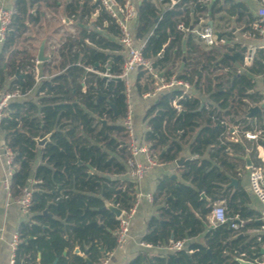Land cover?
<instances>
[{"label": "trees", "instance_id": "16d2710c", "mask_svg": "<svg viewBox=\"0 0 264 264\" xmlns=\"http://www.w3.org/2000/svg\"><path fill=\"white\" fill-rule=\"evenodd\" d=\"M63 1L68 18L75 15L82 20L99 11L95 26L109 35L79 26L80 37L70 38L59 50L61 60L55 66L59 72L40 83L38 100H12L4 110L0 128L15 154L12 197L19 198L25 186L33 188L29 218L17 229L20 243L14 264H53L55 260L56 264H88L84 255L95 264L107 258L117 247L119 220L102 207L108 201L127 210L137 192L136 183L120 178L127 171L130 157L127 130L123 123H116L126 114L125 84L122 80L107 81L86 70L99 64L97 69L105 71L108 65L113 75L121 74L125 55L119 42L120 31L97 3ZM39 3L48 8L60 5L58 0L53 4L49 0H16L11 32L0 53L1 88H19L25 93L35 84L32 69L27 68H32L30 60L35 56L15 47L30 25L41 21L43 12L35 8ZM182 4L161 12L152 0L137 2L135 39L148 37L143 54L152 60L158 74L162 73L161 78L172 75L169 65L180 54L184 33L177 30L178 23L184 21L190 26L199 21H189L186 16L190 9H181ZM196 7L203 10L201 3ZM246 11L244 3L230 2L229 14L239 13L237 19L244 23L255 20ZM85 39L93 45L86 44ZM187 42L193 50L197 48L192 35ZM223 60L213 55L195 59L179 77L201 87L216 80L212 69L221 68ZM209 65L210 73H205ZM259 74L264 75L262 50L255 53L247 72L233 75L227 86L215 83L217 87L209 91L212 104L182 95L178 103L186 112L179 113L173 101L181 92L174 90L160 94L148 107L144 138L153 155L163 163L176 162L186 146L189 155L177 166L181 180L171 175L159 179L154 193L157 214L149 219L142 241L153 246L190 241L176 253L155 256L142 264H239L238 257L251 260L260 256L264 235L261 242L256 237L239 235L260 223L253 211L242 206L246 192H230V175L238 166V158L230 151L240 146L225 139L229 125L223 122L224 115H231L232 121L239 115L246 121L248 101L262 100L250 92L254 88L252 77ZM156 83L157 79L146 70L137 71L134 85L140 95L153 90ZM99 119L107 122L103 124ZM46 135L50 140L38 146L36 138ZM38 158L41 162L35 164ZM221 200L232 221H245L242 228L235 230L229 222L210 226L209 215ZM197 237L200 240H192ZM76 247L82 255L74 251ZM138 263L140 257L129 262Z\"/></svg>", "mask_w": 264, "mask_h": 264}, {"label": "crops", "instance_id": "0c3cea01", "mask_svg": "<svg viewBox=\"0 0 264 264\" xmlns=\"http://www.w3.org/2000/svg\"><path fill=\"white\" fill-rule=\"evenodd\" d=\"M157 8L164 12L167 9H170L167 2L168 0H152ZM230 2L234 3H244L248 7V11L252 14L254 18H256V10L259 4L254 0H229ZM228 0H182L183 2L181 9L185 6L189 7L190 11L187 14V18L189 21H193L194 18H198L199 21L193 23L190 26L192 28H202L206 25L213 27L216 33V42L212 46H207L200 42L196 36L191 32H185L182 43L180 44L179 50L180 54L173 58L172 63L169 65V71L172 74H177L178 76L182 74L185 70L189 69L192 64H194L195 59H206L207 56L213 55L220 59L224 58L222 62V67L215 69L213 67L212 71L216 75H219L218 78L214 76L216 80L213 82H208L205 85H201V87H194L190 90V96H195L200 98L203 102L207 105L212 104L210 101V92L215 86V83H222L224 86L228 85V79L231 81L232 76L235 74H241L247 72V68L250 67L252 63L246 65L244 63V57L246 53L252 51V49L260 43V39L256 30L253 29V22L244 23V21H239L237 18L239 13L235 16H232L228 13V8L230 2ZM59 6L56 8L63 7L64 15L62 16V24H58L56 28H45L40 27L39 24L41 23L43 18L54 19L55 16L48 10H44L42 19L39 23L34 26L39 32L40 36H42V40L35 50V54H31V56H37L39 47L42 41H45L44 44V55L47 56V60L44 62H39L38 70L40 74L47 75L48 77H52L56 73H58L59 69H55L56 64L61 60V56L59 54V50L55 49L54 45L59 43L61 40H66V42L71 38L72 40L75 38H79L81 34L80 27H85L87 29L94 28L96 31L101 32L102 34L108 36L106 30L101 29L98 26H95V21L98 18L99 11L93 12L91 16L85 15L82 20L75 17L73 15L71 18H68L65 13V1H58ZM61 2V3H60ZM136 2H140V0H136ZM197 3H201L203 6V10L200 11L196 5ZM16 0H0V6L5 5L9 7H15ZM47 7V6H46ZM48 8V7H47ZM247 14V13H246ZM248 16V14H247ZM160 17L158 18V20ZM158 22V21H157ZM137 21L132 25L133 31H135V26ZM178 30V29H177ZM28 31V30H27ZM181 31V30H179ZM192 35L194 37V41L196 42V49H192L191 46L188 45V36ZM148 37H145L141 40L136 39L137 44H142ZM83 41V39H81ZM28 41H37V38H29ZM86 44L93 45L89 39L84 40ZM66 44V43H65ZM64 44V45H65ZM243 47L246 49L239 55L235 60L230 59L226 55H233L236 52H239ZM75 50V48H73ZM2 50V45H0V53ZM254 61V60H253ZM99 64H95V68H97ZM209 70L205 69V73H210L212 66H208ZM52 69V71H50ZM53 72V73H52ZM162 75V73H160ZM137 71L133 72L131 76V80L134 83L136 80ZM165 79V78H163ZM167 79V78H166ZM229 81V83H230ZM252 81L254 83V88L250 91L251 93H255L256 96L259 95L262 97V100L257 101L253 99L252 101H248L249 105L252 104H260L264 103V75H254L252 77ZM158 82V80H157ZM208 84H211L208 86ZM9 84L6 85L8 87ZM38 86L34 88L33 94L37 93ZM203 88H206L203 89ZM3 89V88H0ZM85 89V87L83 88ZM1 91V90H0ZM136 95V94H135ZM160 96V95H159ZM158 96V97H159ZM143 97V96H142ZM153 99H145L141 98L142 101H138L137 97L135 99V110H134V120L136 131L140 130L142 125L138 124L139 119L142 117L141 114L146 108L153 103V101L158 100L159 98ZM29 99H32V94L30 95ZM146 106V107H145ZM249 107V106H248ZM262 115H256L254 117H247L248 108L246 110V121L242 119V116L236 115L234 120H230L231 115L223 117V122L229 125V131L225 134V139L235 144H239L240 149L236 151H230L231 154L238 158V166L236 167V173H232L231 177H234L238 180L237 185L231 186L230 192H234L236 190H244L246 192V200H242V206L247 208L249 211H253L255 213L256 221L260 223L259 226H252L246 228L244 231H241L243 235L247 236L248 239L252 237L258 238V236L264 235V229L261 228L263 221L261 219L262 215L264 214V206L260 203V201L256 198V196L252 193L250 186H249V172L254 165H257L262 162L264 158V138L259 140L258 142L247 139L244 137L243 133L247 130L254 131L257 128L264 127V108ZM224 112V111H223ZM148 128H144L143 132L147 131ZM144 132V136H145ZM4 133L0 128V143L4 142ZM144 136L142 138H144ZM189 155L188 150H184L181 157H185ZM249 156L252 165H247L246 157ZM40 158L36 161L35 164H39ZM176 162H169L163 163L161 166H155L148 173L145 177L136 182V190L142 191L144 193L150 192L155 193L158 181L164 175H171L172 177H177L180 179V173L177 170ZM242 168L243 171L239 172L238 170ZM0 175L4 176V165L2 160H0ZM175 175V176H174ZM121 179H126L130 181L128 175L125 173L120 176ZM230 184V182H229ZM230 186V185H229ZM7 195L4 188L0 190V227L2 228V232L0 233V264H12L11 262V249H10V240L12 238V234L17 231L19 225L28 220L29 212L23 213L16 202L10 200L9 204L7 205ZM219 203H223L225 206L226 204L224 201H218ZM217 203H215L216 205ZM214 205V206H215ZM227 207V206H226ZM158 205H155L154 202L150 203L148 200L143 197L140 205L138 206V210L136 212L135 218L132 221L130 236L127 242L125 243L123 248H117L109 255V262L107 264H129L136 257H140V263H144L147 259L153 258L155 256H166L169 253H174L169 249L168 245H160V246H153L147 244L142 241L144 234L147 231L148 221L149 219L157 214ZM250 222V221H247ZM245 223V221H244ZM211 226V223L209 221ZM201 237L194 238L192 240H200ZM190 240H186L187 242ZM258 241V239H257ZM263 247H261L262 249ZM75 251V250H74ZM260 253V252H259ZM78 254L82 253L79 251ZM264 254V253H263ZM262 254H260L261 256ZM253 261V259H251Z\"/></svg>", "mask_w": 264, "mask_h": 264}, {"label": "built area", "instance_id": "2783aa9c", "mask_svg": "<svg viewBox=\"0 0 264 264\" xmlns=\"http://www.w3.org/2000/svg\"><path fill=\"white\" fill-rule=\"evenodd\" d=\"M94 3L99 5L101 10H104L109 16L112 22L116 24L120 31L119 42L122 45V52L125 55V60L123 63V70L118 76L121 77V80L124 82L126 90V101L127 109L126 114L123 119V125L128 133V146L130 157L127 160V171L126 174L130 181L136 183L141 181L149 170L155 166H161V162L155 155H153L150 145L145 141V138L140 139L134 130V111L131 103V76L133 72L138 71L139 69H144L150 75L158 80L156 86L153 90L144 92L142 94L145 99H153L158 97L164 92H171L174 90H179L181 95L177 96L173 101V106L177 111H181L182 107L178 103V100L182 95H189L190 90L193 88V84L186 80L180 78L177 74H172L167 79H163L158 74L157 69L153 66L152 60L145 57L143 54V49L145 47L146 41H143L142 44H137L133 27L132 25L138 21V11H137V2L136 0H91ZM163 1V0H160ZM182 0H168L167 4L169 8H173ZM259 6L256 10V18L252 24L253 29L258 33L260 43L258 46L254 47L251 52L246 53L244 57V63L248 65L252 63L255 57V53L258 50L264 51V0H254ZM16 13L15 7H9L5 5L0 6V45H3L7 40L9 33L11 32V25L13 22L14 15ZM177 29L185 32L193 33L196 38L200 40L203 44L207 46H212L216 42V33L213 27L206 25L200 29L192 28L187 26L184 21H181L177 25ZM151 31L150 34H152ZM66 43V40H61L59 43L55 44V49L59 50ZM32 68L28 65V69H32L33 75L35 77V84L27 92L23 93L19 88H16L12 91H9L7 88L0 89V123L3 117L5 108L12 100H25L29 99L30 95L33 94L34 88L40 83L48 79L47 75L39 73L38 64L39 60L37 56L31 58ZM86 70L99 76L104 77L107 81L112 80L113 75L109 70L110 67L106 65L105 71H100L95 67H86ZM1 88V87H0ZM190 96V95H189ZM253 103V102H252ZM251 105H254L252 104ZM244 137L253 141L258 142L264 138V127L257 128L254 131L247 130L243 133ZM14 157L15 154L13 150L6 144V142L0 143V160H2L4 165V176L0 175V190L4 188L8 198L7 205L9 201L12 200L16 202L19 206V209L23 212H29L30 207L33 202V188L31 185L25 186L22 189V194L19 198L14 199L11 192V181L14 173ZM249 186L252 193L264 206V158L261 163L254 165L249 172ZM145 197L148 202H154V193H144L142 191H137L135 194V199L132 206L125 210L122 209L121 215L117 218L119 220V228L116 232L117 237V247L123 248L130 236V230L132 221L135 218L138 206L142 198ZM263 224L261 226L264 229V214L261 217ZM240 222L232 221L227 214V207L223 203L216 204L213 206L212 211L209 215V221L212 226L218 224L229 222L230 226L239 230L243 227L244 221L239 219ZM2 228L0 227V233ZM258 241H262V235L258 236ZM20 243V237L18 231H15L12 234L10 240V249H11V262L14 264L15 253ZM261 247L264 248V242H261ZM186 247V240H178L171 245L169 249L176 253ZM253 261L256 264H264V254L254 258ZM109 262V256L95 264H107Z\"/></svg>", "mask_w": 264, "mask_h": 264}, {"label": "rangeland", "instance_id": "374dc122", "mask_svg": "<svg viewBox=\"0 0 264 264\" xmlns=\"http://www.w3.org/2000/svg\"><path fill=\"white\" fill-rule=\"evenodd\" d=\"M53 1H55V0H49V2H52L51 4H53ZM60 1H62V0H60ZM35 8H38L41 11L48 10V12H51L52 14H54L53 16H55L53 20L49 19L47 17L43 18L41 23L39 24L40 27H45L46 29L49 28V27L56 28V26H58V24H62V16L64 15L63 7L55 8V7L52 6L50 8H47L44 3H39V5H35ZM34 37L37 38V41H28L29 38H34ZM41 40H42V36H40V34H39V32H37L36 28L34 26H30L28 31L26 33H24L18 39L15 48L17 50L21 51V52H29L30 55L31 54H35L36 53L35 50L38 48ZM131 84H132L131 103H132V108H133V111H134L135 110V99H136V97H137L138 101H140V100L142 101L143 97H142V95H140L137 92V90L135 88V85L132 82V80H131ZM38 98H39V95H37V93L32 94V100H38ZM145 112H146V108L144 109V111L142 112V114L140 116L142 118L139 119V122H138L139 125H141V122L143 121V118L145 116ZM116 123L122 125V123H123L122 118L118 119L116 121ZM135 123H137V118H136V122L134 120V130H135L136 135L140 139H142V137L144 136V132H145V131L143 132V130L147 126L146 119L144 118V122H142L140 130H138V131H136V129H135L137 127V124H136V127H135ZM184 150H187V146L185 147ZM217 204H219V202H217Z\"/></svg>", "mask_w": 264, "mask_h": 264}, {"label": "water", "instance_id": "95a60500", "mask_svg": "<svg viewBox=\"0 0 264 264\" xmlns=\"http://www.w3.org/2000/svg\"><path fill=\"white\" fill-rule=\"evenodd\" d=\"M156 21H158V18L156 19ZM44 44H45V41H42V43H41V45L39 47L38 55H37V58H38V60L40 62H44V61L47 60V56L44 55ZM245 49L246 48L243 47L239 52H236L233 55H226V56L229 57L232 60H235L239 55L242 54V52ZM112 80L121 81V77L120 76H113ZM112 107L116 110L115 114L117 115L118 114V110L115 108V106L113 104H112ZM263 108H264V103L262 105H260V104L249 105L248 112H247V117L250 118V117H254L256 115H262L263 114V110H262ZM185 112H186V110L182 109L179 113H183L184 114ZM99 120L102 121L103 124H105L107 122L105 119H99ZM49 140H50V136L49 135H46L43 138H36L37 144L40 147H43ZM183 159H184L183 157L179 158L176 161V163L180 164L183 161ZM246 160H247V165L251 166L252 162H251L249 156L246 157ZM238 171L242 172L243 169L240 168ZM237 183H238V180L236 178H234V177L230 178V184H229L230 186H233V185L236 186ZM201 195H202V197H205L204 193H202ZM102 208L103 209L106 208V209H109L110 211H112L115 214L116 218H118L121 215V213H122V209L120 207H118L117 205H115L113 203H110L108 201L105 202V206H103ZM44 213L47 214L48 212L45 210ZM235 221L240 222L239 219H236ZM239 235L242 236L243 233H240ZM79 251H80L79 248L76 247L75 248V252L79 253ZM208 252H210L209 249H208ZM263 253H264V248H262L260 250V254H263ZM64 254H66V252H64ZM84 258H85V260H86V262L88 264H92V261L87 257V255H84ZM236 259L238 260L239 264H256L254 261L248 260V259H245V258L238 257ZM56 262H57V260H55L53 262V264H56Z\"/></svg>", "mask_w": 264, "mask_h": 264}]
</instances>
